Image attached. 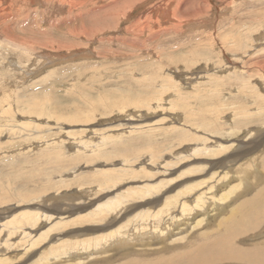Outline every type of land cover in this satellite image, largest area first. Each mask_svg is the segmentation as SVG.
<instances>
[{"label":"rangeland","instance_id":"obj_1","mask_svg":"<svg viewBox=\"0 0 264 264\" xmlns=\"http://www.w3.org/2000/svg\"><path fill=\"white\" fill-rule=\"evenodd\" d=\"M263 186L264 0H0V264L263 243Z\"/></svg>","mask_w":264,"mask_h":264},{"label":"bare ground","instance_id":"obj_2","mask_svg":"<svg viewBox=\"0 0 264 264\" xmlns=\"http://www.w3.org/2000/svg\"><path fill=\"white\" fill-rule=\"evenodd\" d=\"M221 150V149H219ZM211 153V152H210ZM201 154V153H200ZM213 155V154H212ZM224 178H226L225 176H223ZM223 177L220 178V181L224 180ZM215 178V177H214ZM217 179V178H216ZM256 178H254L253 180H255ZM219 181V182H220ZM252 182V181H251ZM253 183V182H252ZM212 185V184H211ZM216 186H218L216 184ZM190 188V187H189ZM232 189H235L236 187H231ZM248 189V188H247ZM231 190V189H230ZM146 192H148V190H146ZM226 192V193H225ZM224 193H221L220 198H224L228 193L227 191H225ZM182 194V193H181ZM244 194V193H243ZM175 195V194H174ZM228 196V195H227ZM253 196V195H252ZM172 197V196H171ZM116 198V197H115ZM170 198V197H168ZM180 198L178 194H176V196L170 199H165L166 201L161 204L162 207L161 210L165 211L167 209V207H169L170 203L173 204L174 202L177 203L178 199ZM200 198V197H199ZM226 198V197H225ZM122 199H116L115 201H108L107 203L103 204V205H98L99 207L96 208L98 209V211L95 214V219L93 221H101L104 217L105 214L110 211V210H115V206H113V204H116L117 201L119 203V201H121ZM209 200V199H208ZM244 201H242L239 205H237L236 207H234L230 213L231 216H233L234 214H240L239 216H247V215H251V218L254 217V219L248 217L251 219V221L257 220V216L258 214L254 211H252L249 208V203L247 202H251L255 205L259 204V207L261 206L262 209L264 208V186L261 187V189L259 191H257L256 194H254L253 198H244ZM195 201V199H194ZM68 202V201H67ZM205 202V201H204ZM181 203V202H180ZM196 204H199V201L196 200ZM195 205H190V203H186L183 202L182 204H180L181 206L180 208V212L182 214H186L187 212L185 211H195L194 209H196ZM252 205V204H251ZM204 207V206H203ZM258 207V208H259ZM201 208V207H200ZM252 208V207H251ZM257 208V209H258ZM173 207L169 208V210H172ZM199 209V208H198ZM259 210V209H258ZM257 211V210H256ZM149 212V211H148ZM148 212H146L145 214H147ZM160 214V212H158ZM162 213V212H161ZM261 213V212H260ZM116 214V213H115ZM263 214V213H262ZM40 215V214H39ZM39 215L37 216L36 219H38ZM84 215V214H83ZM88 215V214H87ZM138 215H136L137 218ZM143 216V214H142ZM85 217V216H84ZM79 218L78 221L84 222L85 218ZM181 217V216H180ZM179 218V217H178ZM142 218L139 217V219H137L136 222H139ZM229 220H227V223H225V226L227 224L229 225H233L234 223L231 221L230 223H228L230 221V217L228 218ZM136 219H132L131 223L135 222ZM88 222L91 221V218L88 217V219L86 220ZM225 221V220H224ZM239 221V220H237ZM235 222V221H234ZM244 222V221H243ZM60 223V221H57V224ZM237 223V222H236ZM235 223V224H236ZM242 223V221H241ZM247 223V222H246ZM243 224V223H242ZM257 225V224H255ZM55 226V224H54ZM126 226V225H125ZM252 226V225H251ZM238 227V226H237ZM241 227V226H240ZM253 227V226H252ZM255 228V227H254ZM233 229V228H232ZM231 229V231H232ZM241 229V228H240ZM245 229V228H244ZM243 229V230H244ZM230 230V229H229ZM242 230V229H241ZM239 230V231H241ZM236 232V231H235ZM260 232V229H259ZM232 233V232H231ZM248 233V232H246ZM262 233V232H261ZM260 234V233H259ZM258 234V235H259ZM73 238H76V236H79L78 233H71L70 235ZM256 236V235H255ZM70 237V238H71ZM227 235H221L219 238H216V240H205L203 243H199L197 246L193 247L190 246V250L188 251H182V252H178V253H172L173 255H171V257H168L166 260H162L159 261L161 262L160 264H211L214 261H222L223 259L227 258V259H231V261H235V264H264V242L263 243H259V244H251L248 246L245 245H239V246H235V245H230V242L227 241ZM79 238V237H78ZM251 238V237H250ZM115 239V238H114ZM66 242L62 241V244L67 243L68 241H72L73 239H68L65 238ZM98 240V237L96 236H91V237H83V238H79V239H74V243H77L78 246H80V244H84L85 242H92L94 243V241ZM102 241V240H101ZM104 242V241H103ZM102 242V243H103ZM111 242V241H109ZM260 242V241H259ZM105 243V242H104ZM107 243V242H106ZM253 243V242H252ZM91 244V243H90ZM99 244V243H98ZM195 244V243H194ZM249 244V243H248ZM82 247V246H81ZM86 247V246H85ZM52 250L53 249H57V248H53L51 247ZM195 248V250H193ZM221 248V249H220ZM92 249V248H90ZM74 250V249H73ZM95 250V249H94ZM72 251V250H71ZM50 253L52 251H49ZM224 252V253H223ZM194 253H197L196 256H194ZM68 255V254H67ZM169 256V255H168ZM189 260L188 262L186 261ZM209 261V262H208ZM215 263V262H214Z\"/></svg>","mask_w":264,"mask_h":264}]
</instances>
